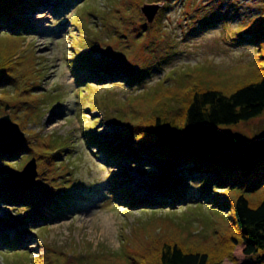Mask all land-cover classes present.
<instances>
[{"label": "rangeland", "instance_id": "obj_1", "mask_svg": "<svg viewBox=\"0 0 264 264\" xmlns=\"http://www.w3.org/2000/svg\"><path fill=\"white\" fill-rule=\"evenodd\" d=\"M10 1V17L18 18L15 10L23 1ZM30 1L34 9L22 15L27 30L0 29V75L10 78L0 84V117L9 114L24 143L37 150H68L54 162L47 157L38 163L34 150L8 160L20 171L33 156L37 172L46 169L53 177L58 165L61 175L45 180L46 200L26 206L0 203V218L16 222L5 225L6 232L25 241L19 248L1 242L0 264H156L166 241L219 261L228 249L221 245L238 237L236 199L244 194L256 205L264 197V184L235 179L220 187L208 177L177 173L180 166L163 174L185 191L188 202L162 208L128 205L121 189L143 196L160 165L107 158L86 134L95 130L115 139L122 128L117 122L149 124L159 111L179 117L196 89L230 94L259 80L264 39L255 32H264V24L253 20L263 13L264 0H24L25 5ZM146 4H152L150 12L158 9L152 21L143 12ZM101 60H118L144 80L84 79L89 68L98 72L104 67ZM218 129L241 133L247 144L264 141V112ZM234 154L227 160L241 159ZM23 178L9 185L24 183ZM237 253L238 262L250 261ZM223 264L233 263L225 259Z\"/></svg>", "mask_w": 264, "mask_h": 264}, {"label": "trees", "instance_id": "obj_2", "mask_svg": "<svg viewBox=\"0 0 264 264\" xmlns=\"http://www.w3.org/2000/svg\"><path fill=\"white\" fill-rule=\"evenodd\" d=\"M22 1L20 8L15 10V12L18 11L19 19V17H10V14L13 15L9 8L11 1L0 0V29H3L2 32L11 30L17 33L29 28L27 21L22 19V15L24 9H34L32 7L34 3L30 1L28 5H25L24 0ZM41 1L43 0H35L36 3ZM263 13L255 17L253 21L264 24ZM260 30L264 31V25ZM255 35L258 39H264V32H255ZM101 61L104 62V67L98 72L89 68L90 72L84 79L93 78L96 79L94 82H106L110 78L122 77L128 84L144 80L143 77V80L139 79L136 73H130L129 68H125L118 60L113 63L108 60ZM8 80L10 78L0 75V84L7 83ZM159 112L160 114H157L149 124L129 125L117 122L122 128L117 129L115 139L102 137L103 135L98 136L95 130L89 136L86 134L87 141L96 144L99 150L104 151L107 158L115 155V157L120 156L126 163L146 162V166H149V162H157L160 165L157 177L148 186L143 196L132 193L130 188L121 189V194L128 201V205L162 208L173 206L175 202H188L185 191L177 190L180 186H175L164 175L165 173L163 174L166 170L173 171L180 166L182 167L177 173L186 172L187 178L191 179L208 177L220 187L230 186L235 179H258L256 187L264 184V154L255 157L245 155L237 161H228L229 153L242 154L247 143L245 137L239 132H219L218 129L219 125L247 121L264 112V69L259 80L247 82L230 94L214 88L194 90L179 117L170 113L164 116L162 111ZM128 135H130L129 140L126 138ZM209 139L211 143L208 142ZM46 145L47 148L51 147V143H46ZM29 150L35 151L38 156V161H36L40 163L41 159L46 160L47 157L49 159L53 157V162L59 160L68 149L45 152L33 148L29 143H24L13 153L7 154L0 150V203L26 206L37 199L46 200L49 197L46 192L49 183L45 180L49 178L53 181L60 177V166L57 165L54 171H58L59 174L53 177L45 174L46 169L42 171L38 169L35 184L31 189L10 187L7 179L11 172H18V169L10 168L7 164L8 160ZM30 159L25 161L22 169ZM119 166L123 165L119 164ZM149 170H153L151 166ZM169 176L172 177L173 174L169 172ZM116 178L112 177L115 181ZM233 211V221L238 237L232 238L229 245L226 243L221 245L222 248L227 247L228 249L220 254L219 261L212 260L208 252L186 249L177 242L166 241L160 247L159 263L156 264H223L225 259L233 264H258L264 261V255H258L259 251L264 248V197L256 205H252L249 199L241 194L234 203ZM10 222L12 223V220H8L5 215L0 218V223H2L0 224V244L4 242L19 248L25 244L24 237L14 240L9 236L6 231ZM22 224L23 221L19 222L16 227ZM237 251L249 259L250 263L238 262Z\"/></svg>", "mask_w": 264, "mask_h": 264}, {"label": "water", "instance_id": "obj_3", "mask_svg": "<svg viewBox=\"0 0 264 264\" xmlns=\"http://www.w3.org/2000/svg\"><path fill=\"white\" fill-rule=\"evenodd\" d=\"M151 5L152 4H146L144 7H142L143 12L148 15L149 21H152L154 19V16L156 15L158 11L156 7V9L150 12ZM0 125H1L0 126V133H1L0 134V143H1L0 148L1 149L3 147L6 148L3 151L1 149L0 150L3 153L8 154V153H13L17 151L19 148H21V146L25 142V138L23 136V133L20 131L21 128L18 125V123L14 122L9 114H6L0 117ZM2 125H5L7 127L2 126ZM3 133H5L6 136L9 135V137L2 136ZM236 154L239 155L241 159L245 155L250 156V157L261 156L264 154V141H254L252 143H249L244 147L243 154L241 153H236ZM229 155L232 156L235 154L231 153L227 155L228 157L227 156L226 157L230 158ZM36 165H37L36 158L33 157L26 163L22 171L20 170L18 172H11L7 179L8 185L10 184V182L13 183L15 179L19 180L20 177L24 176L23 178L24 183L20 184L19 182L17 183V185H9V186L10 187H24V188L31 189L35 184L37 173H38L36 169ZM15 224L16 222L13 221L12 223H10V227H13Z\"/></svg>", "mask_w": 264, "mask_h": 264}, {"label": "bare ground", "instance_id": "obj_4", "mask_svg": "<svg viewBox=\"0 0 264 264\" xmlns=\"http://www.w3.org/2000/svg\"><path fill=\"white\" fill-rule=\"evenodd\" d=\"M10 227V226H9Z\"/></svg>", "mask_w": 264, "mask_h": 264}]
</instances>
